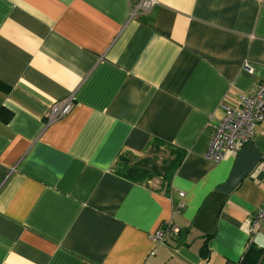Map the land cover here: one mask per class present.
Segmentation results:
<instances>
[{
    "label": "crops",
    "instance_id": "1",
    "mask_svg": "<svg viewBox=\"0 0 264 264\" xmlns=\"http://www.w3.org/2000/svg\"><path fill=\"white\" fill-rule=\"evenodd\" d=\"M262 81L264 0H158L135 15L130 0H0V264L264 253V224L250 233L264 203V120L222 160L205 155L223 104ZM157 139L183 153L169 183L115 171ZM168 221L181 231L157 243Z\"/></svg>",
    "mask_w": 264,
    "mask_h": 264
},
{
    "label": "built area",
    "instance_id": "2",
    "mask_svg": "<svg viewBox=\"0 0 264 264\" xmlns=\"http://www.w3.org/2000/svg\"><path fill=\"white\" fill-rule=\"evenodd\" d=\"M132 15L140 11L151 10L158 4V0H130ZM73 98L56 101L52 104L47 114V122L50 123L70 112ZM224 116L215 124L210 145L205 153L206 157L214 162L222 160L230 150H238L240 145L254 138L256 125L264 120V81L258 87L248 93L240 95L233 106L225 105ZM264 170V156L262 158ZM180 195L183 197L184 192ZM185 206L181 200L176 207L180 210ZM264 224V203L253 213L251 217L250 233L256 234L259 227ZM181 228L171 222H164L152 234V239L157 243L167 241L169 237L177 236Z\"/></svg>",
    "mask_w": 264,
    "mask_h": 264
},
{
    "label": "trees",
    "instance_id": "3",
    "mask_svg": "<svg viewBox=\"0 0 264 264\" xmlns=\"http://www.w3.org/2000/svg\"><path fill=\"white\" fill-rule=\"evenodd\" d=\"M9 116H11V112L8 113V117ZM167 150L173 155L162 167L158 165L155 157H141L132 153H126L120 155L114 169L118 174L132 181L145 182L153 176H159L162 178L163 182L169 183L175 169L183 158V153L175 152L172 145L158 139L150 145L148 152ZM263 254L261 249L255 245H251L244 255L242 263L261 264L263 261Z\"/></svg>",
    "mask_w": 264,
    "mask_h": 264
},
{
    "label": "rangeland",
    "instance_id": "4",
    "mask_svg": "<svg viewBox=\"0 0 264 264\" xmlns=\"http://www.w3.org/2000/svg\"><path fill=\"white\" fill-rule=\"evenodd\" d=\"M172 155L173 154H170L169 150H167V151H158V152H146L140 156L141 157H146V156L155 157V160L158 163V165L162 167L165 163L169 161ZM157 178H160V177L153 176L150 179L146 180L145 183L157 184L156 182Z\"/></svg>",
    "mask_w": 264,
    "mask_h": 264
}]
</instances>
